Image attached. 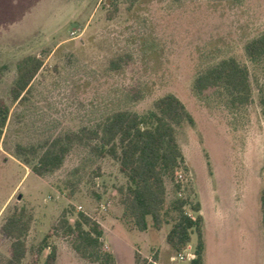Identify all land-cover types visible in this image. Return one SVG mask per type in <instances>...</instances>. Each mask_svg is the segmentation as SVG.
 <instances>
[{
  "label": "rangeland",
  "instance_id": "obj_1",
  "mask_svg": "<svg viewBox=\"0 0 264 264\" xmlns=\"http://www.w3.org/2000/svg\"><path fill=\"white\" fill-rule=\"evenodd\" d=\"M261 33L264 0H137L117 9L109 0H0V97L9 107L0 135V264L10 259L2 226L14 212L29 223L20 264L36 256L45 261L49 249L37 253V246L63 212L70 222L78 212L96 221L103 249L117 264H136V255L190 264L197 236L175 252L166 239L173 213L158 230L139 231L122 218L117 188L126 179L117 161L92 151L88 137L113 112L144 113L166 93L194 119L177 128L183 161L176 178H166L167 208L175 198L203 201L204 264H263L264 65L253 66L243 49ZM27 55L43 64L15 101L10 88ZM228 56L250 69L251 98L244 104L223 90L194 89L199 72ZM57 140L69 144L62 165L35 174L40 154ZM49 243L54 264H97L80 257L70 237L59 234Z\"/></svg>",
  "mask_w": 264,
  "mask_h": 264
},
{
  "label": "trees",
  "instance_id": "obj_2",
  "mask_svg": "<svg viewBox=\"0 0 264 264\" xmlns=\"http://www.w3.org/2000/svg\"><path fill=\"white\" fill-rule=\"evenodd\" d=\"M136 1L109 0V4L117 9L120 2L133 4ZM243 49L247 60L253 66L264 65V33L247 41ZM121 59L120 56L111 60L112 69L120 67ZM42 64V60L35 55H27L17 63L16 77L10 88L13 100H22L25 97ZM251 78L247 64L234 56H228L199 72L193 85L198 94L209 89L214 92L223 90L234 102L244 104L251 98ZM262 99L264 103V94ZM8 112L9 107L0 97V135ZM183 123L194 124L191 113L175 94L166 93L155 99L153 108L144 113L129 110L113 112L88 137L94 141L92 151L100 157L109 156L117 161L119 171L126 179L117 188L123 208L122 218L139 231H145L150 226L158 230L166 222V216L173 213L174 221L166 235L168 244L175 252H181L190 242L191 234L195 233V257L190 264H204V219L200 213L201 203L175 198L168 208L166 206V178H176L177 169L183 161V153L177 140V128ZM67 140L72 141L70 138ZM59 142L57 140L42 151L32 168L35 174L41 176L62 165L69 144L61 146ZM175 187L180 188L177 182ZM187 204L196 213L195 216L187 212ZM260 209L264 230V189L260 193ZM77 215L70 222L66 218V212H63L58 222L40 241L37 253L49 249L42 264H54L55 246L49 243V239L59 234L71 238L72 248L83 259L97 264H117L115 255L103 249L101 226L82 212ZM2 229L11 240L10 259L7 264H20L27 252L25 239L29 229L28 220L22 212H14L6 218ZM135 263L155 264L153 261L141 259L138 255L135 256ZM30 264H39L38 257Z\"/></svg>",
  "mask_w": 264,
  "mask_h": 264
},
{
  "label": "crops",
  "instance_id": "obj_3",
  "mask_svg": "<svg viewBox=\"0 0 264 264\" xmlns=\"http://www.w3.org/2000/svg\"><path fill=\"white\" fill-rule=\"evenodd\" d=\"M200 203H201V210H200V213L202 214V216L204 217V221H205V225H204V227L206 226V218H205V211H204V203H203V201H201L200 200ZM204 235V234H203ZM204 239H205V237H204ZM205 241V240H204ZM206 243V242H205Z\"/></svg>",
  "mask_w": 264,
  "mask_h": 264
},
{
  "label": "built area",
  "instance_id": "obj_4",
  "mask_svg": "<svg viewBox=\"0 0 264 264\" xmlns=\"http://www.w3.org/2000/svg\"><path fill=\"white\" fill-rule=\"evenodd\" d=\"M188 257L193 259L194 256L192 254H188ZM183 258H184V256L182 254H180V259H183Z\"/></svg>",
  "mask_w": 264,
  "mask_h": 264
}]
</instances>
